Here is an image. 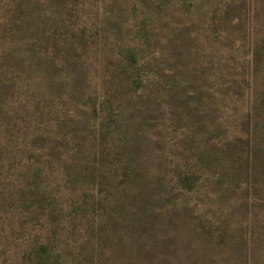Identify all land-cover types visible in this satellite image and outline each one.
Listing matches in <instances>:
<instances>
[{
	"label": "rangeland",
	"instance_id": "1",
	"mask_svg": "<svg viewBox=\"0 0 264 264\" xmlns=\"http://www.w3.org/2000/svg\"><path fill=\"white\" fill-rule=\"evenodd\" d=\"M0 264H264V0H0Z\"/></svg>",
	"mask_w": 264,
	"mask_h": 264
}]
</instances>
